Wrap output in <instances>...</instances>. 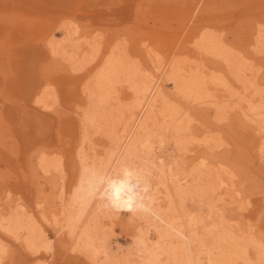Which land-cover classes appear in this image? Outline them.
Wrapping results in <instances>:
<instances>
[{
	"label": "bare ground",
	"instance_id": "1",
	"mask_svg": "<svg viewBox=\"0 0 264 264\" xmlns=\"http://www.w3.org/2000/svg\"><path fill=\"white\" fill-rule=\"evenodd\" d=\"M263 26L252 33L254 51L263 53L258 58L262 64ZM66 30L63 41L49 42V49L73 71H83L90 59L87 63L81 61L88 58L87 53H92L97 43L89 41L86 52L77 38L78 28ZM194 35L199 55L209 53L214 61L188 62L182 57L189 53L186 40L178 53L163 63L160 73H155L149 66L142 67L141 62L130 63L124 48L114 46L96 76L84 87L87 106L81 112V141L75 146L80 170L72 168L69 196L62 192L57 197L60 208L53 213V225L57 233L66 230L73 251L83 253L96 264H264L263 230L254 224L248 226L249 222L247 226L238 223L241 216L247 215L246 210L261 207L260 201L256 203L259 208L254 207L239 190L250 170L235 158L243 157L246 151L238 144L234 157L229 148L233 141L218 137L219 132L212 133L215 137L208 132L200 137L195 122L201 120L204 111L193 108L205 110L213 106L218 120L234 111L249 126L258 128L261 137L255 145V156L263 160L264 90L259 88L257 72L247 73V54L234 52L221 36L209 34L208 30H197ZM152 50L148 48L145 53L154 63ZM231 81L238 84L236 91ZM121 83L127 85L128 95H122ZM44 98L36 102L49 108ZM96 135L106 139L104 150L98 151L97 139L92 138ZM216 148L228 154L219 166L199 154V150L213 153ZM37 164L55 186L68 169L64 159H52L43 153ZM125 170L133 175L126 177ZM101 177L129 184L150 211L115 210L101 196L107 186L100 182ZM122 196L127 199V191ZM21 213L16 221L31 217L26 211ZM123 217L134 227L133 247L126 253L119 245H112L107 231L114 224H125ZM4 218H0L2 230L14 233L18 227L15 219ZM23 228L16 232V238L22 234L28 249L53 250L50 237L44 236L46 243L38 246L34 228L30 224ZM3 247L0 241V253Z\"/></svg>",
	"mask_w": 264,
	"mask_h": 264
},
{
	"label": "rangeland",
	"instance_id": "2",
	"mask_svg": "<svg viewBox=\"0 0 264 264\" xmlns=\"http://www.w3.org/2000/svg\"><path fill=\"white\" fill-rule=\"evenodd\" d=\"M66 23L69 25L65 26ZM61 25L62 29L57 31ZM263 25L264 0H0V218L15 219L18 225L10 234L0 224V241L4 246L0 264H37L45 259L47 264H96L72 250L73 243L68 241L66 230L57 233L53 213L60 208L58 195L64 192L69 196L72 168L80 170L75 146L81 141V112L87 106L84 87L96 76L114 46L124 48L130 63L141 62L142 67L149 66L160 73L163 63L175 56L186 40L189 53L182 52V57L188 62L214 61L209 53L199 55L194 35L197 30H208L209 34L221 36L234 52L247 54V73L257 72L259 88L264 90V64L258 60L263 53L254 51L256 43L252 35ZM74 26L86 52L89 41L97 43L81 62L90 61L83 71L77 72L49 49V42L63 41L66 28ZM148 48H154V63L145 53ZM231 83L236 91L238 84ZM119 87L122 95L130 92L125 83ZM216 93L221 94L219 90ZM39 97H46L44 100L50 107H40L36 102ZM193 108L204 111L201 120L195 122L200 137L206 132L210 135L219 132L218 137L233 141L229 148L234 157L236 145L246 151L243 157L235 158L239 165L250 170L249 178L238 189L254 207L259 208V201L261 207L246 210L247 215L241 216L238 223L254 224L264 234V159L255 156L260 130L249 126L234 111L218 120L213 106L204 107L205 110ZM92 138L97 139L98 151L105 149L107 141L103 136ZM199 151L217 166L227 154L217 148L213 153ZM42 153L52 159H64L68 165L57 186L47 180L37 164ZM190 203L187 202L189 207ZM24 211L31 219L16 221ZM126 219L123 217L125 224L120 222L107 228L109 234L114 233L109 236L112 245H119L124 253L132 249L134 234L133 225ZM28 224L34 228L38 246L46 243L44 236L52 239V251L40 247L35 252L24 246L22 234L16 238V232L23 231Z\"/></svg>",
	"mask_w": 264,
	"mask_h": 264
},
{
	"label": "clouds",
	"instance_id": "3",
	"mask_svg": "<svg viewBox=\"0 0 264 264\" xmlns=\"http://www.w3.org/2000/svg\"><path fill=\"white\" fill-rule=\"evenodd\" d=\"M132 173H129L125 170V176H131ZM101 183H106V188L103 192H101L102 197H106L110 202V206L115 210H126L133 213L138 211L148 212V209L145 204L142 202V198L139 194L135 193L134 189L125 182H117V181H105L103 177L100 178ZM127 191L128 197L124 199L122 196V192ZM145 191H147V187L145 186Z\"/></svg>",
	"mask_w": 264,
	"mask_h": 264
}]
</instances>
